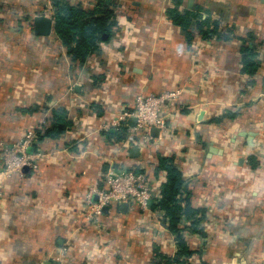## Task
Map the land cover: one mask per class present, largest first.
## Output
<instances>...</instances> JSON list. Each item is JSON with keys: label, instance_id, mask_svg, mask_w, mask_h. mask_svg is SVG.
Listing matches in <instances>:
<instances>
[{"label": "crops", "instance_id": "obj_1", "mask_svg": "<svg viewBox=\"0 0 264 264\" xmlns=\"http://www.w3.org/2000/svg\"><path fill=\"white\" fill-rule=\"evenodd\" d=\"M66 1L89 10L97 0ZM188 2L115 0L110 39L79 64L53 30L33 31L48 0H0V148L39 121L46 126L53 109L70 122L37 144L36 170L24 168L0 189V264H54L51 253L69 239L67 264H165L156 252L172 257L176 245L154 201L144 212L107 209L99 234L82 223L85 194L107 168L141 163L150 174L157 155L174 158L191 206L203 211L205 236L184 233L194 252L188 263L264 264V0ZM175 7L209 18L214 35L203 38L193 20L187 41L167 16ZM243 44L256 54L252 75L242 71ZM175 90L167 131L137 157L126 137L115 143L102 130L132 111L136 94Z\"/></svg>", "mask_w": 264, "mask_h": 264}, {"label": "trees", "instance_id": "obj_2", "mask_svg": "<svg viewBox=\"0 0 264 264\" xmlns=\"http://www.w3.org/2000/svg\"><path fill=\"white\" fill-rule=\"evenodd\" d=\"M51 6L50 17L53 20V33L66 49L67 57L72 62L83 64L90 56L100 54V46L111 37L115 25L114 9L115 0H97L95 5L85 10L79 5H71L66 0H48ZM179 5V0H174ZM177 7L169 9L167 16L173 25L179 27L185 33L187 41L190 35L187 31L194 20V27L203 38L214 35L215 28L209 26V18L202 19L193 10L179 12ZM242 71L252 75L257 64L256 54L248 49L245 44L241 46ZM226 116H220L222 120ZM47 125L38 132L36 143L32 146L37 151V144L44 138L55 139L60 137L70 126L67 112L63 108L53 109L49 112ZM108 138L114 139L115 143H122L127 135V127L106 132ZM250 163L255 167L252 159ZM163 175L164 181L159 186V198L156 199L152 208L161 212L166 229L174 237L176 252L172 257H167L156 252L155 257L165 264H189L188 260L193 255L184 239V233L205 236L200 228L203 211L194 209L190 202V193L186 188L182 172L174 163V158L157 155L150 176L158 179ZM115 208V207H114Z\"/></svg>", "mask_w": 264, "mask_h": 264}, {"label": "built area", "instance_id": "obj_3", "mask_svg": "<svg viewBox=\"0 0 264 264\" xmlns=\"http://www.w3.org/2000/svg\"><path fill=\"white\" fill-rule=\"evenodd\" d=\"M50 12L51 8H48L44 15L50 17ZM179 94L178 90L159 94H136L131 112L118 113L101 128L109 132L126 126L127 135L124 140L126 149L136 147L142 150L151 147V142L156 139L150 135V130L157 129L158 137L167 131L168 117L173 111V102ZM130 119L135 120L133 126H128ZM43 127L44 122L39 121L35 128L25 133L15 143L1 146L0 189L12 176H22L24 168L37 169V160L41 155L37 151L29 152V149L36 143L38 132H41ZM140 164H134L120 171L109 167L88 188L82 215V223L85 227H92L97 234L101 233L105 229L102 221L104 208L109 210L111 207L125 203L139 211L149 210V202H155L159 198L161 180L153 179L146 169H141ZM94 196L96 200H93ZM72 243L75 242L69 239L64 249L51 253L54 264H67L70 261L74 246Z\"/></svg>", "mask_w": 264, "mask_h": 264}, {"label": "water", "instance_id": "obj_4", "mask_svg": "<svg viewBox=\"0 0 264 264\" xmlns=\"http://www.w3.org/2000/svg\"><path fill=\"white\" fill-rule=\"evenodd\" d=\"M191 6V0H189L188 2V8H190ZM32 26H33V31L35 34L40 35V36H47L49 35L52 30H53V20L52 18H50L49 16H36L33 18L32 20ZM133 121L135 123V120H130ZM150 135L152 137L157 138L158 137V130L155 128H152L150 130ZM249 140V138H248ZM130 157L135 158L138 156L139 154V150L136 147H133L130 149L129 151ZM115 167V166H113ZM93 200H96V197H93ZM127 206V204L123 203L120 205L121 209H125ZM104 212L107 211V208L103 209ZM44 264H50L49 262H45Z\"/></svg>", "mask_w": 264, "mask_h": 264}]
</instances>
